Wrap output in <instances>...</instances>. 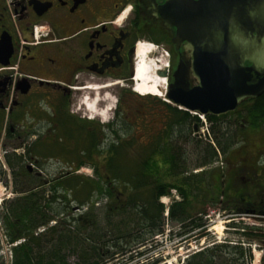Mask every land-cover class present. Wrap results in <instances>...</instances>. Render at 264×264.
Returning <instances> with one entry per match:
<instances>
[{
  "label": "flooded vegetation",
  "instance_id": "1",
  "mask_svg": "<svg viewBox=\"0 0 264 264\" xmlns=\"http://www.w3.org/2000/svg\"><path fill=\"white\" fill-rule=\"evenodd\" d=\"M201 2L0 0V186L10 192L14 183L23 189H53L73 175L77 166L94 173L92 163L84 159L107 156L106 132L116 119L104 126L85 120L86 113L77 114L82 110L77 100L86 104L85 94L105 100L112 86H121L119 105L123 96L131 95L142 62L152 63L156 75H167L161 78L160 89L169 90L179 64L189 66L193 61L185 49L182 21L200 18L201 14L192 12ZM235 7H231L232 21L239 15L253 37L264 41V0H241L238 15ZM246 67L253 84H264V63L256 68L247 62ZM118 110L119 106L115 115ZM227 116L233 130L242 128L243 132L234 133L235 142L242 146L232 150L223 184L228 188L225 199L233 211L264 213V93L247 99ZM80 144L83 149L78 148ZM0 200V239L11 248L3 220L10 196ZM124 201L105 197L95 201L94 207L102 204L107 216L115 203ZM195 204L202 206V198ZM94 207L89 204L83 212ZM75 208L67 206L70 215ZM104 222L106 228L112 227L110 220Z\"/></svg>",
  "mask_w": 264,
  "mask_h": 264
},
{
  "label": "trees",
  "instance_id": "2",
  "mask_svg": "<svg viewBox=\"0 0 264 264\" xmlns=\"http://www.w3.org/2000/svg\"><path fill=\"white\" fill-rule=\"evenodd\" d=\"M132 99L159 106L164 111L159 119L163 125L160 131L155 128L157 132L149 141L138 143L132 136L138 127L129 104ZM120 101L115 124L108 128L111 136L107 134V156L84 159L92 163L94 176L82 178L78 174L80 165L73 175L61 180L57 188L23 189L14 183L17 197L6 203L3 212L12 264H68L66 260L71 254L77 255L80 264H105L116 256L132 254L157 234H163L165 207L160 200L171 198L173 191L178 193L180 201L175 200L168 209L169 221L179 226V240L205 239L208 206L218 209L228 196V188L225 184L224 189L223 184L229 170L210 168L221 158L229 165L236 139L234 133L241 130L242 134L243 129L237 124L240 129L234 131L233 124L224 123L229 116L208 117L211 141H199L195 129L203 125L190 113L157 97H138L131 93ZM140 122L147 130L148 124L143 119ZM153 131L150 125L149 132ZM183 144L196 148L198 159L193 167L201 172L194 174L191 170L190 153ZM80 159L75 157V160ZM105 197L126 199L115 203L111 215H104V219L110 220L111 228H106L105 222L101 227L94 207L95 201ZM199 198H202V209L195 204ZM68 203L81 210L89 204L94 208L91 212L70 215ZM232 207H221V210L229 215H245V212L233 211ZM229 226L236 229L235 234L241 236L239 239L213 242L212 246V242L208 243L183 264H253L252 247L247 245L255 243L264 252V230L249 226L237 228L233 223ZM145 254L146 251L135 252L136 257ZM134 257L133 254L132 259ZM164 262L151 257L147 264H166ZM261 264H264V256Z\"/></svg>",
  "mask_w": 264,
  "mask_h": 264
},
{
  "label": "water",
  "instance_id": "3",
  "mask_svg": "<svg viewBox=\"0 0 264 264\" xmlns=\"http://www.w3.org/2000/svg\"><path fill=\"white\" fill-rule=\"evenodd\" d=\"M240 4L241 0H202L200 10L192 12L201 17L193 22L182 21L185 49L193 61L189 66L179 64L173 84L167 93L163 92L170 104L189 113L222 117L235 112L247 99L264 93L263 82L253 84L254 77L246 67L247 62L262 67L264 41L259 43L243 23L238 15ZM233 6L238 7L233 8L238 15L236 21L231 19ZM256 74L258 79L260 75ZM158 76L167 77L160 72Z\"/></svg>",
  "mask_w": 264,
  "mask_h": 264
},
{
  "label": "rangeland",
  "instance_id": "4",
  "mask_svg": "<svg viewBox=\"0 0 264 264\" xmlns=\"http://www.w3.org/2000/svg\"><path fill=\"white\" fill-rule=\"evenodd\" d=\"M160 66V65H159ZM158 76V75H157ZM159 77V76H158ZM111 91H109L106 94V98L104 99H97L98 100V105L96 106V108H90L91 104H93L96 100V96H92L91 94H85L83 97L85 99H83V101H86V104H82L80 100H77L78 103H80L81 109L82 110H78L77 114L79 113L80 116H83L84 113H86V118L85 120H91V121H96L97 123H99L101 126L104 125H109L111 123H113L115 121V119H117V114L115 115L114 113L116 112L118 105V99H119V94L121 93L120 90L122 89L121 86H115V87H111L110 88ZM135 86H132V88H130V92L133 93L134 95L138 96V97H142L139 96L138 94H136V92L134 91ZM162 92V90H161ZM163 93V92H162ZM102 96V95H100ZM77 97V96H76ZM75 97V98H76ZM89 97V98H88ZM146 98H153L155 96H145ZM157 97V96H156ZM103 98V97H102ZM159 98V97H158ZM159 99H161L162 101H165L166 98H164L163 96L160 97ZM80 101V102H79ZM84 101V102H85ZM130 106H132L133 112L135 114V118H136V122L138 124V129L133 132L132 136L134 138L137 139L138 143L139 142H144V141H149L151 139V137L153 135H155V132L160 131V126L163 125V121L159 120L161 119L160 116L163 115V110L161 107L156 106V105H151V104H145L144 102H141L137 99L131 101V103L129 102ZM99 106V107H98ZM111 108V112L109 113L108 109ZM138 109L141 111V113H137L136 110L138 111ZM76 114V115H77ZM194 117V116H193ZM140 119H143L144 123L148 124V129L145 130V128H147V126L145 127L144 124L141 125ZM207 120V119H206ZM202 122V121H201ZM207 124L204 128H208L209 130L211 129V123L207 120L206 121ZM224 123L229 124L230 123V119H226L224 120ZM150 125L153 126V133L149 132L150 130ZM155 128H157L158 130L156 131ZM196 131V129H195ZM198 132H195L196 135L198 137H202V138H198L199 141H211V139L209 137H207V133H206V138L207 140H205L206 138L203 136L202 131L199 129L197 130ZM106 134H109V136H111V133L109 130H107ZM153 134V135H152ZM152 135V136H151ZM111 139H113V137H111ZM110 139V140H111ZM240 140V139H238ZM242 146V142H235V146H233V149H239ZM183 147L187 149V151L190 153V163L189 165H191V170L193 171V173H198L201 172L196 171L195 168L193 167L194 164L197 161V157H196V148L194 146L191 145H187L185 146L183 144ZM78 148L83 149L84 148V144H80L78 146ZM183 148V149H184ZM228 163L226 160H222V158L220 159V161L218 163H216L215 165H213L210 170L218 168V167H223L225 169V171L229 170L228 167ZM162 170H165L164 168ZM82 178H88V177H92L94 176L93 171L90 168H83L79 173H78ZM10 196V200H13L17 197V195L15 194L14 190L10 191H6L2 186H0V199H3L4 197H8ZM177 200L179 201L180 198L178 196V193L176 192H172V197H166L163 198V202L164 207H165V211L163 214V218H164V227H163V234H157L156 236H154V238H152L149 242H147L143 247L137 248V252H144L146 251L145 255L136 257L135 252L134 251L132 254H127L126 256H116L115 258H113L112 260H107L105 261V264H147L148 262L151 261V257H153L154 259H161V261H165L167 262V264H183V262L193 253H195L196 251L201 250L204 246H206L208 243H211L210 245H213V242L215 243H223L226 240L227 241H231L234 239H239L241 236H238L237 234H235L236 229L234 228H230V224L233 223L236 226L235 227H241V226H245V227H252L254 226V228H260L262 227L264 229V220L262 222L256 221V220H251L250 218H246V217H239L238 215H229L228 213H224L221 209V207H223L225 209V207L229 206L228 202L226 199H224L222 202L224 203L220 208L218 209H214L211 208V206H208V210H209V216L206 217V221H207V235L205 237V239L203 240H196V238L191 239L189 241H180L179 239V234H180V228L177 224L172 223L169 221V213H167L168 209L171 207L172 203ZM1 201V200H0ZM2 205L4 204V202H1ZM76 210L74 211L76 215H80L79 214V208L78 206H75ZM103 205L101 204L99 208L96 207V212L98 215H96V217L100 218L101 220V224L103 227L104 226V211L102 209ZM202 208V207H200ZM193 210V209H192ZM191 210V212H192ZM198 211V208L196 209V212ZM1 210H0V215H1ZM83 213V210L80 212ZM74 215V214H73ZM103 222V223H102ZM0 224H1V216H0ZM253 228V227H252ZM195 234H193L194 236ZM199 235V233L197 234V236ZM198 239V238H197ZM208 239L211 240L208 242ZM232 241V242H233ZM0 247H1V251H0V258L2 259L0 264H12L13 261V255L11 252V248L5 243L4 238L2 237L0 239ZM248 246V245H247ZM252 250H253V257L254 263H258V261H261L262 257L264 256V252L262 251V248H260L259 245H255V243L252 244ZM264 249V248H263ZM134 254V258L132 259V255ZM131 258V259H130ZM144 261V262H141ZM66 262H68V264H80L79 263V258L77 257V255H69Z\"/></svg>",
  "mask_w": 264,
  "mask_h": 264
},
{
  "label": "bare ground",
  "instance_id": "5",
  "mask_svg": "<svg viewBox=\"0 0 264 264\" xmlns=\"http://www.w3.org/2000/svg\"><path fill=\"white\" fill-rule=\"evenodd\" d=\"M144 58V57H143ZM155 66L152 63L147 62L139 63L136 71V85L134 91L142 96H163L160 86L163 84L161 78L157 77L155 73ZM98 100L91 104L90 108H96ZM109 113L111 108L108 109Z\"/></svg>",
  "mask_w": 264,
  "mask_h": 264
},
{
  "label": "built area",
  "instance_id": "6",
  "mask_svg": "<svg viewBox=\"0 0 264 264\" xmlns=\"http://www.w3.org/2000/svg\"><path fill=\"white\" fill-rule=\"evenodd\" d=\"M203 122L205 123V126H206L207 123H206V121L204 119H203ZM201 131H202L204 137H206V133H207L208 136L210 135L209 134V129L207 127L206 128L203 127ZM250 219L258 221L261 218L253 216V217H250ZM259 263H260V261H258V263H254V264H259Z\"/></svg>",
  "mask_w": 264,
  "mask_h": 264
}]
</instances>
